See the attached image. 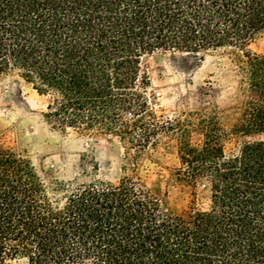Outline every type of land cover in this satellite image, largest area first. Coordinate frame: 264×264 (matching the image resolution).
<instances>
[{"label":"trees","instance_id":"16d2710c","mask_svg":"<svg viewBox=\"0 0 264 264\" xmlns=\"http://www.w3.org/2000/svg\"><path fill=\"white\" fill-rule=\"evenodd\" d=\"M263 33L264 0H0V83L48 97L53 130L122 149L115 173L94 162L68 179L0 146V264H264V56L248 49ZM161 55L190 69L215 58L238 110L158 114L145 59ZM164 137L181 213L143 175Z\"/></svg>","mask_w":264,"mask_h":264},{"label":"rangeland","instance_id":"374dc122","mask_svg":"<svg viewBox=\"0 0 264 264\" xmlns=\"http://www.w3.org/2000/svg\"><path fill=\"white\" fill-rule=\"evenodd\" d=\"M248 49L254 55L264 56V33ZM215 60L207 58L190 69L192 61L168 55L145 59L157 113L170 116L207 105L217 106L221 114L236 112L239 105L233 83L228 81V76L217 83ZM17 88L21 89L20 95ZM47 103L48 97H39L29 87L17 86L5 78L0 83V146L23 151L37 171L45 174L59 171L70 179L80 176L85 168L90 170L94 162L102 172L115 173L122 159L119 143L110 137L88 138L71 130L65 133L53 130L41 115ZM175 154V142L161 138L151 162H144L143 175L146 186L161 200L163 207L181 213L190 207L189 198L179 188L168 186V164L175 160ZM83 155H88L89 165H82L80 156ZM210 196L211 185L200 181L195 209H207Z\"/></svg>","mask_w":264,"mask_h":264}]
</instances>
